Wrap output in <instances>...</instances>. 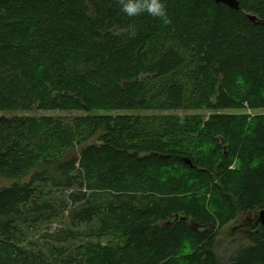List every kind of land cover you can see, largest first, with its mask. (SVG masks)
<instances>
[{"label":"trees","instance_id":"16d2710c","mask_svg":"<svg viewBox=\"0 0 264 264\" xmlns=\"http://www.w3.org/2000/svg\"><path fill=\"white\" fill-rule=\"evenodd\" d=\"M237 1L0 0V264H264V115L217 114L264 110V0Z\"/></svg>","mask_w":264,"mask_h":264},{"label":"rangeland","instance_id":"374dc122","mask_svg":"<svg viewBox=\"0 0 264 264\" xmlns=\"http://www.w3.org/2000/svg\"><path fill=\"white\" fill-rule=\"evenodd\" d=\"M248 18L253 22L260 23L255 16L247 15ZM196 114L202 115L205 120L208 119V117L213 114L212 112L203 110V111H197ZM53 115H65V113H50ZM151 114V113H150ZM217 114L222 115H228V116H239V115H247L250 119L253 117H256L258 115H264V110H250V109H241V110H223L217 112ZM234 168V165L231 166V169ZM6 185V182L0 181V187ZM254 216H250V219H252ZM65 222V218L63 219ZM56 221L51 224L50 230L54 231L55 229H59L63 227L64 222ZM248 228V222L246 223L243 220V217H238L234 221H231L230 223L223 226L221 229L218 230V241H217V249L220 257L226 258L230 252V246L228 247V244L230 242H243V238L245 236V231H242L241 229H247ZM41 235H43L42 231L39 232H32L28 235V241L31 243H35L37 245L44 244L43 239L41 238ZM108 239H104L103 243H108Z\"/></svg>","mask_w":264,"mask_h":264},{"label":"clouds","instance_id":"9594fccd","mask_svg":"<svg viewBox=\"0 0 264 264\" xmlns=\"http://www.w3.org/2000/svg\"><path fill=\"white\" fill-rule=\"evenodd\" d=\"M121 5L122 11L128 16L137 15L144 11L159 17L166 15L164 5L160 0H121Z\"/></svg>","mask_w":264,"mask_h":264},{"label":"water","instance_id":"95a60500","mask_svg":"<svg viewBox=\"0 0 264 264\" xmlns=\"http://www.w3.org/2000/svg\"><path fill=\"white\" fill-rule=\"evenodd\" d=\"M216 4H223L230 9L239 10V3L237 0H213ZM184 162L190 165V161L184 160ZM256 223L264 227V210H261L257 214Z\"/></svg>","mask_w":264,"mask_h":264}]
</instances>
